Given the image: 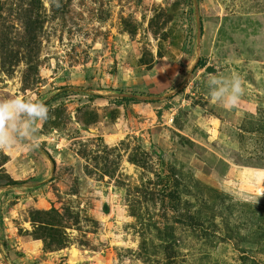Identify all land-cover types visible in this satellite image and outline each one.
<instances>
[{"label": "rangeland", "instance_id": "374dc122", "mask_svg": "<svg viewBox=\"0 0 264 264\" xmlns=\"http://www.w3.org/2000/svg\"><path fill=\"white\" fill-rule=\"evenodd\" d=\"M217 76L241 79L234 108ZM13 97L48 108L25 148L51 176L37 207L0 195V238L25 223L43 264H264V0H0Z\"/></svg>", "mask_w": 264, "mask_h": 264}, {"label": "crops", "instance_id": "0c3cea01", "mask_svg": "<svg viewBox=\"0 0 264 264\" xmlns=\"http://www.w3.org/2000/svg\"><path fill=\"white\" fill-rule=\"evenodd\" d=\"M159 66L163 67V65L161 64H159ZM166 83L167 82H164L161 85H165ZM160 87L163 88L162 86ZM164 89L165 88H163V90ZM36 125L40 126L38 127V130H43L42 121H40L39 123L37 122ZM25 146L26 145L12 149L11 152L13 153V151H17V154H15L14 158H8L7 163L2 167V170L4 169V173L11 180V184H9L8 187H1L3 190L2 192H0V195L2 197H15L19 195L18 198L15 200L20 202L22 206L32 208L37 207L38 203H40L41 201L40 198L44 199L43 194L41 193V190L44 187L42 184L44 183V181L46 182L48 180V178L51 176V172L49 165L46 163V161L41 160V158L37 160L31 159L30 155L27 154L28 150L25 148ZM29 149L31 150L30 147ZM38 161L42 162L43 167L41 169L38 168ZM25 182H27L26 185H24ZM29 183H37L38 185H35L37 187L35 188L36 190L31 191L33 189V186H31V184ZM35 194H37L38 196H34ZM2 197H0V199ZM23 200H25V202L27 203H23ZM11 212L13 211H11L10 209L9 214H11ZM11 219L7 220L6 223L3 222V225L8 227L9 222L13 223L12 215ZM17 222H14L16 224H14L15 228L13 227V230L5 229V227L3 226V230H5V233L0 238V246L2 248H5L6 251L10 254V256L19 259L18 261L20 262V264H27V261L30 260L32 264L45 263L46 260H43V257L47 259L48 255L51 254L43 253V251L41 250V243L38 242V240L33 238H23V236H19L17 233V229H21L22 227H24L25 223L22 224V222Z\"/></svg>", "mask_w": 264, "mask_h": 264}, {"label": "clouds", "instance_id": "9594fccd", "mask_svg": "<svg viewBox=\"0 0 264 264\" xmlns=\"http://www.w3.org/2000/svg\"><path fill=\"white\" fill-rule=\"evenodd\" d=\"M211 98L226 108H234L243 94L241 79L217 76L208 81ZM48 119V108L40 102L13 97L0 100V150H12L24 145L39 146L36 124Z\"/></svg>", "mask_w": 264, "mask_h": 264}, {"label": "trees", "instance_id": "16d2710c", "mask_svg": "<svg viewBox=\"0 0 264 264\" xmlns=\"http://www.w3.org/2000/svg\"><path fill=\"white\" fill-rule=\"evenodd\" d=\"M197 66L202 69L204 67V63L202 61H199V63L197 64ZM113 103L117 106V107H124L125 110L127 109V107L129 105H137L138 102L133 99V98H116V99H113Z\"/></svg>", "mask_w": 264, "mask_h": 264}, {"label": "water", "instance_id": "95a60500", "mask_svg": "<svg viewBox=\"0 0 264 264\" xmlns=\"http://www.w3.org/2000/svg\"><path fill=\"white\" fill-rule=\"evenodd\" d=\"M214 72H216V71H215V69L212 68V67H207V68H205V70H204V73H205V74H211V73H214ZM4 151H5V150H4Z\"/></svg>", "mask_w": 264, "mask_h": 264}]
</instances>
